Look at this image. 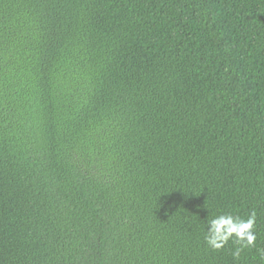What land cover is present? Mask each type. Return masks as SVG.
Here are the masks:
<instances>
[{
	"label": "trees",
	"instance_id": "trees-1",
	"mask_svg": "<svg viewBox=\"0 0 264 264\" xmlns=\"http://www.w3.org/2000/svg\"><path fill=\"white\" fill-rule=\"evenodd\" d=\"M257 213L255 247L207 219ZM264 0H0V264H264Z\"/></svg>",
	"mask_w": 264,
	"mask_h": 264
},
{
	"label": "clouds",
	"instance_id": "clouds-1",
	"mask_svg": "<svg viewBox=\"0 0 264 264\" xmlns=\"http://www.w3.org/2000/svg\"><path fill=\"white\" fill-rule=\"evenodd\" d=\"M256 223L257 213L255 210H252L246 218L230 212L212 216L207 219L205 243L212 250H220L231 240L238 245L233 256L239 258L244 249L256 246ZM258 251L264 257V249H258Z\"/></svg>",
	"mask_w": 264,
	"mask_h": 264
}]
</instances>
